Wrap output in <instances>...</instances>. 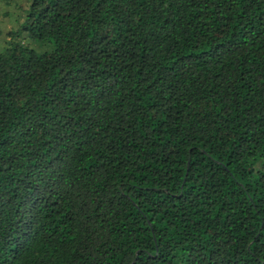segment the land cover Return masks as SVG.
<instances>
[{"label":"trees","instance_id":"16d2710c","mask_svg":"<svg viewBox=\"0 0 264 264\" xmlns=\"http://www.w3.org/2000/svg\"><path fill=\"white\" fill-rule=\"evenodd\" d=\"M18 29L51 48L0 49V264H264V0H30Z\"/></svg>","mask_w":264,"mask_h":264},{"label":"rangeland","instance_id":"374dc122","mask_svg":"<svg viewBox=\"0 0 264 264\" xmlns=\"http://www.w3.org/2000/svg\"><path fill=\"white\" fill-rule=\"evenodd\" d=\"M29 3L30 0H0V37H4L7 30H14L17 31L16 40H25L36 51H46L51 48L49 41H31L18 29L27 13Z\"/></svg>","mask_w":264,"mask_h":264},{"label":"crops","instance_id":"0c3cea01","mask_svg":"<svg viewBox=\"0 0 264 264\" xmlns=\"http://www.w3.org/2000/svg\"><path fill=\"white\" fill-rule=\"evenodd\" d=\"M8 31H10V30H7L5 32V36L4 37H0V49L4 46L5 42L8 39V35H7Z\"/></svg>","mask_w":264,"mask_h":264}]
</instances>
